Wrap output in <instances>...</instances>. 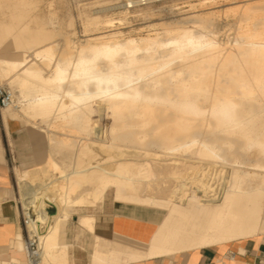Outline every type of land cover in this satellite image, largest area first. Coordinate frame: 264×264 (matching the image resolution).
Here are the masks:
<instances>
[{"label": "bare ground", "instance_id": "bare-ground-1", "mask_svg": "<svg viewBox=\"0 0 264 264\" xmlns=\"http://www.w3.org/2000/svg\"><path fill=\"white\" fill-rule=\"evenodd\" d=\"M229 12L238 14V25L228 48L212 38L167 29L173 34L167 43L150 33L124 41L88 38L74 56L64 51L61 62H52L50 43L23 49L18 57L0 56V77L17 85L10 89L13 104L6 109H16L27 122L39 118L48 120L47 130L79 125L85 132L93 125L94 109L105 116L97 139L79 137L75 159L60 162L49 152L41 165L14 171L24 204L56 207L54 213H44L47 224L36 264H68L66 247L58 242L60 220L100 203L109 189L116 203L126 202L134 214L150 213L157 226L145 243L95 236L92 264L135 263L264 232V0ZM10 31L5 26L4 32ZM199 134L212 139H197ZM47 137L51 142L54 136ZM148 142L159 151L145 148ZM194 145L205 157L234 156L240 150L255 160L234 158L232 167L221 168L224 174L216 183L215 169L208 175L203 165L169 156ZM133 160L140 164L139 178ZM192 169L193 189L185 174ZM77 214L80 225L92 233L95 214Z\"/></svg>", "mask_w": 264, "mask_h": 264}, {"label": "rangeland", "instance_id": "rangeland-1", "mask_svg": "<svg viewBox=\"0 0 264 264\" xmlns=\"http://www.w3.org/2000/svg\"><path fill=\"white\" fill-rule=\"evenodd\" d=\"M198 1L159 0L149 1L144 4L129 7L128 4L125 3V0H3L0 3V56L8 58L18 57L20 51H23V49L29 52V50L31 51L40 45L50 43L53 45L52 50L54 52V59H52V62H56L60 61L59 59H61V54L67 49H69L72 52V56H74L77 48L84 45L86 39L88 38L95 41L96 38L103 36L105 40L110 38L109 40L124 41L128 37H144L150 33L149 35L155 36L159 40L158 42L167 43L171 40V35H173L171 33H167V29H174V31L180 30V32L184 30L185 32L191 33V35L193 34V36H202L201 40L212 38L218 41L223 48H228L234 42L238 25L236 22L238 14L229 12V8H234L235 6L241 5L245 2H253L256 0H245L244 2L243 0H240V2L239 0H231L232 2L215 0L205 3ZM105 20H110L112 22L111 25H105ZM5 26H11V31L8 34L4 32ZM169 45L170 44L165 47L169 48ZM162 48L163 47H159L157 54ZM43 73L45 75L51 74V72L46 69H43ZM12 83H9V80L0 77V85L7 86L11 90L17 89L16 83ZM64 86H67V84L65 83ZM1 111L4 117L8 116L13 118L18 125L29 129L31 132L32 144L35 152L34 166L41 165L45 156L49 152L60 162H69L75 159L76 157L74 153L76 152L77 147H79V143L81 141L79 137L87 136L91 139H97V133H103V130L105 129L104 125H106L103 112L96 109H94V112L91 114L94 121L91 128L89 127V130H87L88 133L87 131H82V127L79 125H74L75 127L71 129L65 128L60 130L59 128H56V131L52 130L55 128H52L51 130H47L46 127H48V120L41 122V120L37 118L35 121L39 124L38 125L37 123L33 124L32 122H27V118L23 117L22 114L16 111V109L4 108ZM92 128L93 130H91ZM94 130L97 131L96 134H91ZM48 134L49 136L51 135V137L54 136V140L52 139L51 142H47ZM63 137L69 138L73 143L68 144L64 141H60L59 139ZM196 138L200 140L206 139L208 141H211L212 139V137L204 134H199ZM144 147L149 151H159V147L152 142H148ZM196 148L197 145H194L188 150H179L176 151L177 153L173 152L171 155L169 154V156L174 157L173 155H175L174 158L178 162H185L186 164L191 163L193 165H200L201 167L203 165V167L207 170V174L210 173V169H215L214 175L212 174L214 177L212 180L216 183L220 182V176L224 174V171L222 172V170H224V168L227 170V166L232 167L234 158L247 163L255 160L253 154L247 155L244 151L240 150L236 151L234 156L227 154L228 156L225 155L224 158L205 157L197 154L195 152ZM134 153H136L135 150L132 154ZM187 158H189V160ZM133 162L135 161L133 160L130 162L132 163V168L134 169L133 174H135V176H133L139 178L142 176V172H140V164L138 163V165ZM33 165L30 167H34ZM16 168L22 170L26 168L28 169V167L20 166L16 162H13L11 165L12 175H14V188L16 192V195L13 196L12 199L14 203H17V201L22 203V189L14 172ZM135 168L138 170H135ZM185 174H188L190 182L187 183V185L190 186L191 183L194 184V169L186 172ZM218 174L219 177H217ZM192 184V187L190 186V188L193 189L194 185ZM3 196L5 197L4 199L7 198L6 194L0 193V200H3L1 198ZM110 203L118 204L119 206L129 205L126 202L116 203L113 199L112 189L107 190L100 203L84 208V210L82 209L76 212H71L65 225V238L66 229H73L78 235H76L75 238L76 245L83 247L88 240L90 241V239L87 231L79 228L77 213L82 211L93 213L98 212L101 210L102 206ZM17 207L20 209L19 204ZM45 207H47L46 210L48 214H52L56 211V207L51 203L45 202L43 208ZM262 233L264 234V232L259 234L262 235ZM95 241L96 240L90 241L91 247ZM69 252L71 254L72 244H70ZM23 259L26 262L25 253L23 255ZM1 260L7 261L9 259L0 257V261ZM153 261L155 262L153 263ZM142 262L148 264H162L160 259L143 260L141 262H135L134 264H140ZM170 264H177V262L173 260Z\"/></svg>", "mask_w": 264, "mask_h": 264}, {"label": "crops", "instance_id": "crops-1", "mask_svg": "<svg viewBox=\"0 0 264 264\" xmlns=\"http://www.w3.org/2000/svg\"><path fill=\"white\" fill-rule=\"evenodd\" d=\"M13 162L25 167L34 164L35 152L32 135L29 129L18 125L13 118L4 117L0 110V193L7 196L6 199L4 196L1 197L3 200L0 205V257H5L10 262L25 264L23 227L17 203H14L12 199L16 195L14 175L11 171ZM94 214L96 223L92 233L84 229L78 222L79 228L87 231L90 241H94L95 236H99L106 241L116 239L128 241L129 239L132 243H145L157 226L150 213L134 214L130 205L119 206L110 203L102 206L101 210ZM67 219H61L58 228V242L66 247L67 263L92 264L90 254L94 249L95 242L91 247V242L88 240L83 247H79L75 243L77 232L73 229H66L65 238ZM70 244H72L71 254L69 252ZM230 251L234 252L233 257L228 256ZM151 259H162L160 260L162 264H170L173 260L177 264H264V234Z\"/></svg>", "mask_w": 264, "mask_h": 264}, {"label": "built area", "instance_id": "built-area-1", "mask_svg": "<svg viewBox=\"0 0 264 264\" xmlns=\"http://www.w3.org/2000/svg\"><path fill=\"white\" fill-rule=\"evenodd\" d=\"M149 1L159 0H140L133 5L144 4ZM130 5L129 7H132ZM13 104V94L9 87L0 85V110L7 108ZM24 200V199H23ZM2 200H0L1 205ZM20 205L19 215L23 227L24 253L28 264H36L40 254V233L46 228L48 214L46 208L42 210L30 204H24L17 201ZM46 213V214H44ZM229 257L234 256V252L230 251Z\"/></svg>", "mask_w": 264, "mask_h": 264}]
</instances>
